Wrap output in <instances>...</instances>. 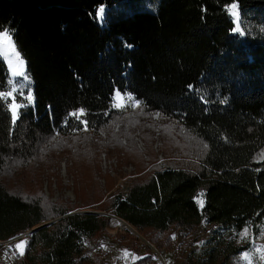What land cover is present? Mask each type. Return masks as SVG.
Here are the masks:
<instances>
[{"label":"trees","instance_id":"obj_1","mask_svg":"<svg viewBox=\"0 0 264 264\" xmlns=\"http://www.w3.org/2000/svg\"><path fill=\"white\" fill-rule=\"evenodd\" d=\"M231 1L243 35L232 32ZM101 5L106 9L99 20ZM4 29L25 60L33 101L17 97L26 106L14 120L9 98L0 99V239L56 218L26 234L20 264H105L85 252L84 237H102L110 216L43 200L37 186L19 181L12 187L4 173L40 161L41 172L57 168L60 148L51 141L108 126L125 111L113 107L116 91L140 101L135 116L145 117L144 125L155 120H148L155 111L177 119L191 146L174 152L163 143L162 129L163 141L154 148L153 131L138 125L144 148L130 142L128 159L138 169L151 166L97 208L131 223L162 254L173 249L171 230H194L201 219L256 230L264 217V159L257 160L264 148V0H0ZM9 80L0 59V92L9 91ZM78 109L84 110L79 119L69 115ZM135 116H123L119 131L110 133L111 146L126 144L118 134L128 133ZM99 146L73 151L74 161L67 162L85 204L102 197ZM191 148L199 162L169 158L192 156ZM83 157L91 159L88 166H81ZM143 246L148 253L130 264L153 261V251Z\"/></svg>","mask_w":264,"mask_h":264},{"label":"rangeland","instance_id":"obj_2","mask_svg":"<svg viewBox=\"0 0 264 264\" xmlns=\"http://www.w3.org/2000/svg\"><path fill=\"white\" fill-rule=\"evenodd\" d=\"M226 8L232 16L234 22L233 29L237 27V24L239 25L240 31L232 30V32L243 35L244 31L241 27V18L237 3L231 1L226 5ZM101 9H103L102 15H98ZM105 9V5L97 8L96 14L99 20L102 19ZM233 11L237 13L236 16L232 15ZM4 30H0V32ZM24 72L27 79L22 76L11 77L9 74V78L12 80L10 89L14 86L17 90L13 94L15 103L17 104H19L16 101L17 97L22 95L27 97L29 93L32 95L31 81L26 72V65H24ZM117 93H119V96H117ZM12 101L13 97H9V104ZM129 103L132 105L128 107L127 105ZM113 107L124 108L125 111L111 119L109 125L106 127H100L96 130L86 129L77 133L74 139L65 135H58L55 132L58 136L51 142L53 147L60 148L55 153L59 162L57 166L58 170L55 167L56 164H54L53 166H48V170L41 172L40 161L34 164L33 168H24L19 173H17L18 170L14 172L8 171L4 173V177L12 187L15 182L19 181H22L23 186L26 188L37 186L44 193L43 200L74 204L77 206L73 210H98L100 211L99 213L110 216L112 219L106 226V231L102 237H84L85 252L91 255L94 261H98L99 263L130 264L137 258L148 253L143 246L148 245L142 238L144 235L136 227L134 228L131 223L126 224L124 227L125 223L119 219L120 217L108 210L97 208V203L110 198L117 192L124 193L130 184L138 177L143 176L151 166L148 164L145 168L138 169L134 164L137 162L131 158L128 159L132 156L130 149H128L132 145L130 142H134L138 149L142 150L144 148L143 138L138 136V132L136 131L138 125L141 128L143 127V129L153 131L149 136L151 135L150 138H152V146L154 148H157L158 144L163 141L165 133L162 136L161 133L164 130H166V138L163 143L165 145H171L174 152L180 153L179 149L180 151H186L191 146V142L180 123L174 117L162 115L157 111L151 112V117L147 119L150 120L152 118L155 120L144 125L143 121H145V117L135 116L141 109L140 101L133 99L129 94H123L119 91L115 92L113 96ZM125 114L135 116L134 119L130 118V122L126 124L127 132L132 134V136H127L128 133H120L118 134V138L121 140L120 142L126 144H114V146H111L109 143L110 133L119 131ZM162 129L163 131H161ZM96 142L100 144L98 157L95 160L97 161V181L102 190V197L97 202L85 204L77 194V189H79L80 184L75 179L76 173L67 168V162L74 161L73 151L80 150L85 153L89 147H97ZM126 149L129 153H127ZM189 153L192 156L182 157L180 155H172L169 158H182L188 162H199L197 152L193 148L189 149ZM262 155H264V148L260 151L257 160H263L261 158ZM158 156L159 159L157 161L163 164L164 157L160 151L158 152ZM81 161V166H88L91 159L89 163H87L84 157ZM77 173H81L82 175V171H77ZM85 177L86 175L83 176V178ZM196 200L199 206H201L199 203V201H203L201 192L197 195ZM55 219L47 221L51 222ZM129 227L135 229L137 233H134ZM245 229L248 230L246 237L241 235ZM26 234V232H22L11 239H0V264H20L21 254H19V250L15 245L21 240H26ZM171 237H175L173 238V249L164 251L163 254L160 252L165 263L156 251L148 245L153 251V262L150 264H264V259L261 258V252L258 251L261 246H264V217L256 225L255 231H252L250 224L236 231L201 219L194 230H171ZM233 247H237V249L227 254L228 249ZM125 250L128 252L127 256L125 255ZM167 252L170 254L168 255ZM245 253L248 254L247 259L244 258ZM133 256L136 258L133 259ZM92 264L96 263L94 262Z\"/></svg>","mask_w":264,"mask_h":264},{"label":"snow or ice","instance_id":"obj_3","mask_svg":"<svg viewBox=\"0 0 264 264\" xmlns=\"http://www.w3.org/2000/svg\"><path fill=\"white\" fill-rule=\"evenodd\" d=\"M102 12H103V9L100 10V13H98V15H102ZM232 15L236 16L237 13L233 11ZM233 30L234 31H240L239 25L237 24V27ZM0 59H3V61L5 62L6 67L9 71V74L11 77L22 76L25 79H27V76L24 72L25 62H24L22 56L20 55L19 51L17 50L15 42L12 40L11 34L9 33V30H7V29L0 32ZM9 84H12L11 79L9 80ZM16 91L17 90L13 86L7 92H0V99H8L9 97H13V101H12V103L9 104V107L13 112V119L14 120H15L16 115H17L16 110L26 106V104L15 103V98H14L13 94ZM117 96H119V93H117ZM26 100L28 103H31L33 101V97L31 95V93L28 94V96L26 97ZM117 106H119V105H117ZM83 113H84L83 109H78L76 112H72L69 115L75 116L77 119H79L80 116L83 115ZM261 158L264 159V155H262ZM199 203L201 204V206H203V201H199ZM247 234H248L247 229H245L244 232L241 233V235L245 236V237L247 236ZM173 238H175V237H173ZM26 245H27L26 240H21L19 243H17L15 245V247L19 250V254L23 255L24 247ZM258 251L261 252V258L264 259V246H261V248L258 249ZM125 255L126 256L128 255L127 250H125ZM135 258L136 257L133 256V259H135ZM244 258L245 259L248 258L247 253L244 254Z\"/></svg>","mask_w":264,"mask_h":264},{"label":"water","instance_id":"obj_4","mask_svg":"<svg viewBox=\"0 0 264 264\" xmlns=\"http://www.w3.org/2000/svg\"><path fill=\"white\" fill-rule=\"evenodd\" d=\"M87 211H90V212H100V211H98V210H87ZM71 212V211H70ZM123 221H126V220H123ZM50 221H45V222H42V223H40V224H37V225H35V226H33V227H31L30 229H28L27 231H25L26 233H29V232H31V231H34L35 229H37V228H39V227H41V226H43V225H46L47 223H49ZM127 222V221H126ZM142 238L146 241V243L154 250V251H156V253L162 258V260H163V257H162V255H161V253L159 252V250L151 243V242H149L146 238H144L143 236H142ZM163 262H164V260H163ZM165 263V262H164Z\"/></svg>","mask_w":264,"mask_h":264},{"label":"bare ground","instance_id":"obj_5","mask_svg":"<svg viewBox=\"0 0 264 264\" xmlns=\"http://www.w3.org/2000/svg\"><path fill=\"white\" fill-rule=\"evenodd\" d=\"M120 220H122V222H124L125 224H124V227H125V225L126 224H129V223H127L126 221H123V219H121V218H119ZM130 228V227H129ZM134 233L136 232L137 233V231L135 230V229H133V228H130Z\"/></svg>","mask_w":264,"mask_h":264},{"label":"crops","instance_id":"obj_6","mask_svg":"<svg viewBox=\"0 0 264 264\" xmlns=\"http://www.w3.org/2000/svg\"><path fill=\"white\" fill-rule=\"evenodd\" d=\"M116 92H117V91H116ZM167 254H168V252H167ZM169 254H170V253H169ZM169 254H168V255H169ZM168 257H169V256H168ZM168 257H167V259H168ZM169 258H170V257H169ZM168 260H169V259H168ZM152 262H153V261H152ZM152 262H151V263H152Z\"/></svg>","mask_w":264,"mask_h":264},{"label":"built area","instance_id":"obj_7","mask_svg":"<svg viewBox=\"0 0 264 264\" xmlns=\"http://www.w3.org/2000/svg\"><path fill=\"white\" fill-rule=\"evenodd\" d=\"M137 100V99H136Z\"/></svg>","mask_w":264,"mask_h":264}]
</instances>
